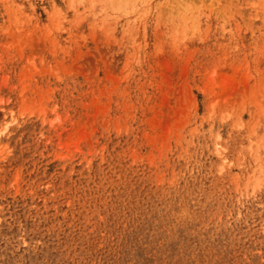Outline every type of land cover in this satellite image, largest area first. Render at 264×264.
Returning a JSON list of instances; mask_svg holds the SVG:
<instances>
[{"label": "rangeland", "instance_id": "obj_1", "mask_svg": "<svg viewBox=\"0 0 264 264\" xmlns=\"http://www.w3.org/2000/svg\"><path fill=\"white\" fill-rule=\"evenodd\" d=\"M0 264H264V0H0Z\"/></svg>", "mask_w": 264, "mask_h": 264}, {"label": "bare ground", "instance_id": "obj_2", "mask_svg": "<svg viewBox=\"0 0 264 264\" xmlns=\"http://www.w3.org/2000/svg\"><path fill=\"white\" fill-rule=\"evenodd\" d=\"M206 2H207V0H206ZM210 2V1H209ZM193 14V13H192ZM195 18H196V16H195Z\"/></svg>", "mask_w": 264, "mask_h": 264}]
</instances>
